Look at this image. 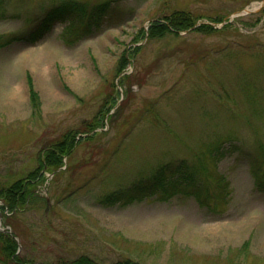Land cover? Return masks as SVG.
<instances>
[{"label":"rangeland","instance_id":"1","mask_svg":"<svg viewBox=\"0 0 264 264\" xmlns=\"http://www.w3.org/2000/svg\"><path fill=\"white\" fill-rule=\"evenodd\" d=\"M53 1L0 5V186L36 168L66 130L86 129L119 93L124 102L98 128L104 133L80 141L61 169L44 168L34 183L38 200L16 217L27 251L50 260L87 254L99 264H264V191L250 168L264 152V0H122L130 15L121 24L103 18L73 33L59 21L35 41L17 38ZM176 8L232 26L136 41L141 27ZM124 51L130 62L120 73ZM209 143L224 151L216 169L227 192L218 199L99 202Z\"/></svg>","mask_w":264,"mask_h":264},{"label":"trees","instance_id":"2","mask_svg":"<svg viewBox=\"0 0 264 264\" xmlns=\"http://www.w3.org/2000/svg\"><path fill=\"white\" fill-rule=\"evenodd\" d=\"M8 3V0H0V5ZM122 0H54L38 17V22L28 31L19 33L16 37L29 41H35L44 33L50 31L57 22H68L67 29L73 33L88 30L92 23L106 18L110 22L123 23L129 10L120 5ZM202 15H197L188 9H174L151 21L149 26L141 27L136 35V41H142L146 36L154 39L161 38L169 33L178 34L180 31L189 30L198 23ZM211 21L224 22L223 16H209ZM231 23H225L222 27L207 22L198 24L194 29L204 33L223 31L231 27ZM136 53L141 46H133ZM132 52V55H133ZM131 54V53H130ZM130 57L126 51L118 60V72H122L128 66ZM126 80H123V84ZM126 84V83H125ZM129 93L130 91L127 90ZM30 93L33 101L39 99V94L33 83H30ZM120 93L114 98L109 107L102 108L91 120H85L86 128L68 129L42 149L36 168L25 175L0 186V209L2 212V225L0 228V264H99L94 258L82 254L76 258L63 256L50 260L35 257L34 253L27 251L24 246L26 239L22 235L21 225L16 222V217L38 199L34 184L36 181L45 179L44 170L57 172L65 164V158L70 157L80 141L95 137L99 127L105 126L106 118L109 122L114 121L119 110L122 108L124 98L120 104ZM116 105H118L116 107ZM116 107V108H115ZM115 108L114 112H109ZM109 114V115H108ZM206 148L196 154L194 159L179 157L160 163L150 174L140 175L127 185H122L101 194L99 202L104 205H125L135 201H141L153 196L160 199H169L176 194H192L205 204L209 200L218 199L220 192H227L226 177L216 169L217 160L224 154L223 146H215L209 143ZM45 168V169H44ZM250 168L255 176L257 186L264 191V152L261 156L250 157ZM226 193H223L225 195ZM45 202V201H44ZM217 205V202L215 201ZM11 227V231L8 227ZM20 245L23 249H20ZM40 258V259H39ZM110 264H144L130 257L119 259Z\"/></svg>","mask_w":264,"mask_h":264},{"label":"water","instance_id":"3","mask_svg":"<svg viewBox=\"0 0 264 264\" xmlns=\"http://www.w3.org/2000/svg\"><path fill=\"white\" fill-rule=\"evenodd\" d=\"M250 10V9H249ZM1 217V216H0Z\"/></svg>","mask_w":264,"mask_h":264}]
</instances>
